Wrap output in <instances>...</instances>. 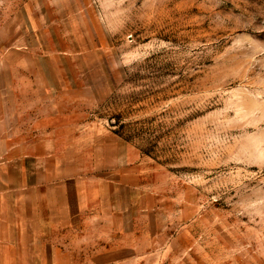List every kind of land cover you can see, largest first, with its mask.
I'll use <instances>...</instances> for the list:
<instances>
[{"label": "rangeland", "instance_id": "obj_1", "mask_svg": "<svg viewBox=\"0 0 264 264\" xmlns=\"http://www.w3.org/2000/svg\"><path fill=\"white\" fill-rule=\"evenodd\" d=\"M0 163L104 206L82 263L264 264V0H0Z\"/></svg>", "mask_w": 264, "mask_h": 264}, {"label": "crops", "instance_id": "obj_2", "mask_svg": "<svg viewBox=\"0 0 264 264\" xmlns=\"http://www.w3.org/2000/svg\"><path fill=\"white\" fill-rule=\"evenodd\" d=\"M6 168L0 163V264H85V256L114 252L113 245L100 246L114 236L96 231L110 223L100 203L81 199L68 181L51 186L8 182ZM12 168L17 178L27 176L19 164ZM45 188L51 189L41 192Z\"/></svg>", "mask_w": 264, "mask_h": 264}]
</instances>
